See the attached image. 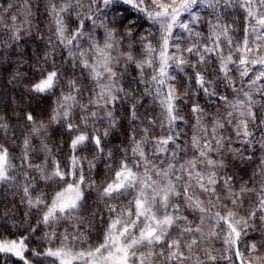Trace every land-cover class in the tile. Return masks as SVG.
<instances>
[{"label": "snow or ice", "instance_id": "snow-or-ice-1", "mask_svg": "<svg viewBox=\"0 0 264 264\" xmlns=\"http://www.w3.org/2000/svg\"><path fill=\"white\" fill-rule=\"evenodd\" d=\"M0 72V261L264 264V0H4Z\"/></svg>", "mask_w": 264, "mask_h": 264}, {"label": "trees", "instance_id": "trees-1", "mask_svg": "<svg viewBox=\"0 0 264 264\" xmlns=\"http://www.w3.org/2000/svg\"><path fill=\"white\" fill-rule=\"evenodd\" d=\"M4 0H0V3H3ZM41 12H43V8L40 9ZM234 17H230V20L233 19ZM38 23L40 24V26L43 28L44 24L47 23V20L44 18H41ZM31 47H34V45H32ZM183 75V74H180ZM0 76H4L6 79V72H0ZM0 87H3V84L0 83ZM21 89L17 88V89H13L10 85L7 86V90L0 94L3 96V100H4V104L7 107L9 114H11V107H10V97L15 94L17 96V99L19 98V92ZM147 103L151 102V97L147 98ZM29 101L25 100V104H28ZM32 107L33 108H37L38 105H44L43 101H37V100H33L31 102ZM46 106V105H45ZM158 111V109H157ZM6 197V198H5ZM15 200L16 201V205L17 207H19V213L18 215H22L23 211L25 210L24 207L22 205L19 204V196H14L13 195V190L12 189H2L0 188V204L3 205H7L9 207L12 206V201ZM5 261L8 262V264H11V261H9L8 257H4V259L2 261H0V264H5Z\"/></svg>", "mask_w": 264, "mask_h": 264}]
</instances>
